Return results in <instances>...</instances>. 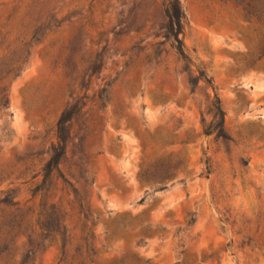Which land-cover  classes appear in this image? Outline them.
Instances as JSON below:
<instances>
[{"label": "rangeland", "instance_id": "obj_1", "mask_svg": "<svg viewBox=\"0 0 264 264\" xmlns=\"http://www.w3.org/2000/svg\"><path fill=\"white\" fill-rule=\"evenodd\" d=\"M179 2L185 14L181 38L191 61L187 72L163 36V0H0V59H22L18 76L0 79V98L8 101V109L0 108V201L6 200L0 203V248L9 246L11 264L26 255L34 264H65L58 238L34 250L40 228L58 213L70 243L68 257L82 237V217L71 209L72 195L61 180L47 192L34 191L56 145L60 115L77 102L88 114L73 121L71 136L86 119H95L97 127L88 138L94 184L85 188L94 233L90 264L131 255L148 264L187 258L191 264H264V249H241L242 236L232 227L258 209L264 217V148L256 150L264 144V60L246 68L264 44V27L234 2ZM50 12L65 19L60 29L27 45ZM69 41L83 57L81 71L88 70L83 89L63 69ZM198 71L212 78L214 89L200 81L190 91L187 74ZM106 84L111 85L109 103L101 110L96 96ZM214 95L235 141L229 152L220 140L203 134L212 120ZM160 134L170 144H163ZM73 144L76 139L70 150ZM161 157L182 160L167 185L183 183L153 192L159 185L141 182L140 174ZM240 158L248 160L247 166ZM60 169L67 176V164ZM190 217L195 222L185 229ZM121 220L132 226L143 221L150 231L164 227L163 241L155 236L135 247L130 234L109 242L103 230ZM177 229L182 231L174 236ZM182 243L186 253L178 258ZM102 245L111 247L104 252ZM207 255L212 258L204 259Z\"/></svg>", "mask_w": 264, "mask_h": 264}, {"label": "trees", "instance_id": "obj_2", "mask_svg": "<svg viewBox=\"0 0 264 264\" xmlns=\"http://www.w3.org/2000/svg\"><path fill=\"white\" fill-rule=\"evenodd\" d=\"M219 1L234 2L237 5L242 6L249 18H254L264 27V0ZM163 6V36L165 39L171 42L172 48L177 58L184 63L185 71L187 72L189 63L191 61L184 50L183 40L181 38L185 29V14L179 0H163ZM64 20L65 19H57L55 13H48V16L39 23L38 27L33 32L32 37L27 45H36L41 43L49 35L56 33L60 29V26ZM65 52L66 55L64 58L63 69L65 71L66 77L72 82L73 85L78 84L80 89L86 88L85 75L87 74L88 70L81 71L80 67L83 62V57L78 58V51L72 44V41L68 42ZM21 60V57H18L17 59L7 57L0 59V79H3L11 74L18 76L20 69L19 63ZM144 60L145 64H150L152 62V59L149 57H146ZM263 60L264 44L256 58L246 62V68H255L256 64ZM98 68L100 67H94V69ZM200 81L205 86L212 87V78L205 75L203 71H198L197 75L195 76L187 74V83L192 93ZM110 86V84L104 85V87L99 90L96 96L97 103L99 104V108L101 110H104L109 103L108 89ZM210 104L212 120L204 127L203 134L206 137L213 136L217 141L220 140L225 145L227 152H229V144H235V141L227 134L224 128L225 112L222 109L220 99L214 95ZM84 106L85 104L81 103L80 105L79 102H77L61 113L56 130V145L52 147L49 158L42 168V180L38 185H36L34 190H44L47 192L49 188L52 187L54 181L61 180L63 185L70 191L69 195H72L71 209H78V215L82 217V220H80L82 237L80 238L79 243L75 246L73 255L70 257H68V246L70 243L66 237V230L64 225H62L63 216H61L60 213L56 214L49 223L46 222L43 228H40V243L35 246L34 250L43 247V243L49 238H58L61 254L60 261H65V264H90L92 262V256L95 255L92 245L94 233L91 231L93 222L92 216L88 212V207L86 204L87 191L85 190L87 186L91 187L94 184L93 175H89V165L91 159L89 149L91 146H93V141L89 142L88 138L90 135L96 132L97 127L94 125L95 119H86L84 124H82L80 127L79 132L73 137L71 136V127L73 121H76L80 117L88 114V112L82 113ZM0 108L1 110L8 109V101L5 96L0 98ZM120 110L121 108L119 107L115 113L117 114L120 112ZM251 136L252 134H250V137ZM74 139L77 140V144H73V148L70 150L69 146L74 142ZM158 139L161 140L163 144H170V142L166 141V139L162 137L161 134L159 135ZM247 147L249 148L250 146L248 145ZM262 148H264V144L260 147H256V150H260ZM100 154L101 152L98 151L94 153L92 157L95 158ZM240 163L242 166H247L248 160L240 158ZM66 164V173L69 178L60 169L61 165ZM182 164V160L173 161L171 159H165L164 157L158 158L150 163L148 167L141 172L140 180L145 184L159 185L155 186L153 192H164L168 189V187L183 183L182 180H178L172 183L170 186L167 185V183L175 177L176 171L181 168ZM209 173L210 171L207 166V175H209ZM144 201L145 198H142L139 203H144ZM0 203H6V200L0 201ZM52 209L60 208L58 205H54L52 206ZM194 222V218L190 217L186 221L185 229L191 227ZM147 226L148 225L143 223V221H141V223L136 226H132L129 221L121 220L120 222L113 225V227L104 229L103 234L106 235V238L109 242H117L123 239H128L130 234H134L133 242L135 247L147 245L148 240H151L155 236L158 237L160 241H163V239L160 238L165 232L164 227H156L154 231H150ZM236 226L237 234L242 236V239L239 243V247L241 249L248 248L250 252H252L253 249H264V217L261 213V209H258L250 219H241L239 223L233 221L232 227L234 228ZM181 231V229H177L174 236H178ZM110 247V245H102L104 252H107ZM177 247L179 248L177 255L178 258H180L181 256L185 255L186 249L183 243L178 244ZM227 247H229V245ZM30 252L33 254V251ZM210 258H212V256L207 255L204 259ZM0 261H2L3 264H11L12 256L10 254L9 246H3L0 248ZM192 262V258H187L182 261H177L174 264H191ZM19 264H34V260L32 257L30 258L26 255ZM111 264H148V260L142 261L138 256L131 255Z\"/></svg>", "mask_w": 264, "mask_h": 264}]
</instances>
